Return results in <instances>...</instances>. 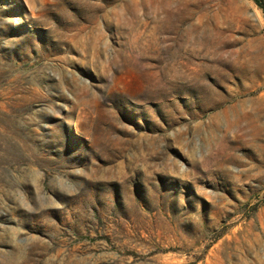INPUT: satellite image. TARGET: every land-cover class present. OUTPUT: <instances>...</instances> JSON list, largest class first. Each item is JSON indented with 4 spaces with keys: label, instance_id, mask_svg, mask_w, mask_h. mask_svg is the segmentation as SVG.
I'll list each match as a JSON object with an SVG mask.
<instances>
[{
    "label": "rangeland",
    "instance_id": "obj_1",
    "mask_svg": "<svg viewBox=\"0 0 264 264\" xmlns=\"http://www.w3.org/2000/svg\"><path fill=\"white\" fill-rule=\"evenodd\" d=\"M0 264H264L255 0H0Z\"/></svg>",
    "mask_w": 264,
    "mask_h": 264
},
{
    "label": "trees",
    "instance_id": "obj_2",
    "mask_svg": "<svg viewBox=\"0 0 264 264\" xmlns=\"http://www.w3.org/2000/svg\"><path fill=\"white\" fill-rule=\"evenodd\" d=\"M255 2L264 11V0H255Z\"/></svg>",
    "mask_w": 264,
    "mask_h": 264
}]
</instances>
